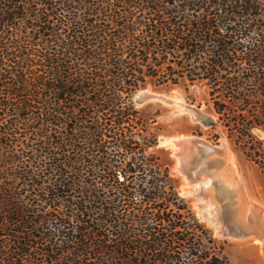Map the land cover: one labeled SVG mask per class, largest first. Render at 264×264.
Returning a JSON list of instances; mask_svg holds the SVG:
<instances>
[{
  "label": "trees",
  "instance_id": "obj_1",
  "mask_svg": "<svg viewBox=\"0 0 264 264\" xmlns=\"http://www.w3.org/2000/svg\"><path fill=\"white\" fill-rule=\"evenodd\" d=\"M148 80L203 87L264 168V0H0V264H232L132 103Z\"/></svg>",
  "mask_w": 264,
  "mask_h": 264
},
{
  "label": "rangeland",
  "instance_id": "obj_2",
  "mask_svg": "<svg viewBox=\"0 0 264 264\" xmlns=\"http://www.w3.org/2000/svg\"><path fill=\"white\" fill-rule=\"evenodd\" d=\"M206 99L203 87L186 88L183 83L177 86L158 85L154 80H148L131 98L135 108L142 113L148 129L157 137L158 147L169 153L179 195L188 202L199 220L211 229L214 237L225 243L228 260L232 264H264V245L255 243L253 239L255 236L263 237L261 234L264 232V168L246 156L240 143L217 123V116ZM255 133L259 135V132ZM183 136H193L214 147L227 146L237 165L245 192L259 209L255 216L243 218L235 197L227 193L217 195V185H213L207 193L197 191L193 184H189L192 179L197 181L205 176L210 177V172L216 167L208 169L205 163L197 161L196 164L195 160L189 165V180L177 171L174 150L167 142ZM220 159L223 162V158ZM208 201L213 203L211 217H208L210 214L201 215L200 207Z\"/></svg>",
  "mask_w": 264,
  "mask_h": 264
},
{
  "label": "bare ground",
  "instance_id": "obj_3",
  "mask_svg": "<svg viewBox=\"0 0 264 264\" xmlns=\"http://www.w3.org/2000/svg\"><path fill=\"white\" fill-rule=\"evenodd\" d=\"M180 138L185 140L188 139L187 136ZM180 138L172 140L176 141ZM167 143L170 144L174 150V156L177 161V171L183 174L184 178L187 180H189L190 173L189 165L195 160L196 164L200 161L205 163L208 169L210 167H216L214 171L210 172V177L205 176L203 179L197 181H192L193 179L189 181V184H193L197 191L203 190L209 193L212 186L217 185V195L222 196L227 193L228 195L235 197L238 210L242 214L243 218H246V216L249 215L255 216L259 212V209H257L254 205L255 202L249 198L245 192V187L242 183L237 165L235 164L231 153L225 144H222L220 147H214L207 144L200 145L197 148H191L189 145L180 147L174 143H170L169 141ZM220 158H223V162ZM211 200H213V198ZM212 206L213 203L208 201L203 205V207H200L201 215L204 216L205 214H210L208 217H211ZM263 238L264 237L255 236L253 239L255 243L263 246Z\"/></svg>",
  "mask_w": 264,
  "mask_h": 264
},
{
  "label": "water",
  "instance_id": "obj_4",
  "mask_svg": "<svg viewBox=\"0 0 264 264\" xmlns=\"http://www.w3.org/2000/svg\"><path fill=\"white\" fill-rule=\"evenodd\" d=\"M188 139L187 140H185V139H182V138H180V139H178V140H170L169 142L170 143H174V144H176L177 146H180V147H182V146H184V145H189L191 148H197L198 146H200V145H207L208 143L206 142V141H202V140H199V139H197V138H195V137H193V136H190V137H187Z\"/></svg>",
  "mask_w": 264,
  "mask_h": 264
},
{
  "label": "crops",
  "instance_id": "obj_5",
  "mask_svg": "<svg viewBox=\"0 0 264 264\" xmlns=\"http://www.w3.org/2000/svg\"><path fill=\"white\" fill-rule=\"evenodd\" d=\"M263 237H264V232L261 234ZM258 246V245H257ZM263 251H264V249H263Z\"/></svg>",
  "mask_w": 264,
  "mask_h": 264
}]
</instances>
